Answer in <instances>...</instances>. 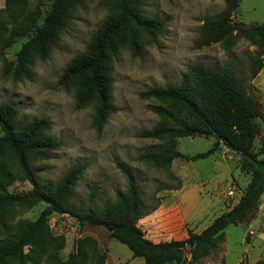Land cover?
I'll list each match as a JSON object with an SVG mask.
<instances>
[{"label":"rangeland","instance_id":"rangeland-1","mask_svg":"<svg viewBox=\"0 0 264 264\" xmlns=\"http://www.w3.org/2000/svg\"><path fill=\"white\" fill-rule=\"evenodd\" d=\"M51 1L29 0L31 4L40 3L42 13ZM141 1L145 14L163 19L164 27L155 43L144 45L141 55L132 56L127 48H121L113 57L112 99L117 109L100 130L91 124L92 104L76 109L73 90L59 86L57 80L68 62L84 50L108 13V0H78L63 33L45 58L34 60L28 78L5 75L0 57V102L9 101L19 109V124L40 116L50 119L48 137L61 144L33 157L42 186L54 184L75 163L85 165L68 200L75 209L85 208L89 203L98 208L114 201L126 187L120 165L128 167L141 194L144 216L138 224L147 237L158 241L184 237L188 230H202L238 200L251 174L242 167L241 155L221 143L206 157L190 160L176 157L169 168L140 160L145 151L164 146L161 140L139 136L159 119L153 111L157 102L141 97L140 93L152 86L180 82L190 65L199 63L209 67L228 63L247 93L259 103L261 115L256 120L261 128L253 141L257 150L264 121V65L254 77L250 76L251 57L256 50L244 37L228 48L220 42L198 45L204 18L224 8V0ZM3 5L4 0H0V8ZM231 19L246 24L264 22V0H239ZM28 36L18 37L5 48L7 60L14 59ZM176 142L181 153L190 155L208 149L214 138L179 136ZM258 156L264 158V153ZM31 187L27 180L16 179L8 189L22 192ZM45 205L41 201L30 208L16 207L11 224L19 218L34 219ZM48 223L53 235L64 238L58 252L61 260L68 258L79 237L91 236L99 251L105 253L104 264H145L142 257L133 256L125 244L110 237L101 226L80 225L66 213L51 214ZM258 261L264 262V191L248 218L225 227L219 245L194 264H256ZM25 264L51 263L46 256L39 263Z\"/></svg>","mask_w":264,"mask_h":264},{"label":"trees","instance_id":"trees-1","mask_svg":"<svg viewBox=\"0 0 264 264\" xmlns=\"http://www.w3.org/2000/svg\"><path fill=\"white\" fill-rule=\"evenodd\" d=\"M77 2L52 0L42 13L38 2L4 0L0 8L3 73L14 79L28 78L34 60L45 58L63 33ZM224 2V8L204 18L198 45L220 42L228 48L240 37L248 39L256 50L251 57L250 69V76L254 77L264 65V22H235L231 13L239 0ZM163 27V19L145 14L141 0H108V13L91 34L84 50L68 62L57 80L59 86L73 90L76 109L92 104L93 128L100 130L108 116L117 109L112 99L113 57L121 48H127L132 56L141 55L144 45L155 43ZM28 34L14 59L7 60L5 48L18 37ZM140 96L157 102L153 111L159 119L139 136L161 140L164 146L159 150L145 151L139 159L156 167L169 168L176 157L187 160L206 157L221 143L241 155L242 167L251 174L238 200L198 232L188 230L181 238L154 241L138 224L144 215L137 180L128 167L120 165L126 178L124 192L98 208L89 203L85 208L75 209L68 200L85 165L75 163L54 184L42 186L34 169L33 157L61 144L48 137L51 121L40 116L19 124V109L9 101H1L0 264L39 263L46 256L51 264L105 263V253L99 251L91 236L79 237L68 258L61 260L58 252L64 238L51 232L48 217L53 213L72 215L80 225L101 226L110 237L125 244L133 256L142 257L145 264H194L219 245L225 227L246 220L257 208L264 191V158L258 156L264 153V121L255 150L253 141L261 128L256 119L261 115V109L231 65H190L180 82L149 87ZM194 135L211 136L214 142L203 152L181 153L176 138ZM16 179L27 180L31 189L10 191L8 186ZM41 201L46 205L34 219L19 218L11 224L16 207L30 208Z\"/></svg>","mask_w":264,"mask_h":264},{"label":"water","instance_id":"water-1","mask_svg":"<svg viewBox=\"0 0 264 264\" xmlns=\"http://www.w3.org/2000/svg\"><path fill=\"white\" fill-rule=\"evenodd\" d=\"M212 135L214 136L215 135V132H213Z\"/></svg>","mask_w":264,"mask_h":264},{"label":"built area","instance_id":"built-area-1","mask_svg":"<svg viewBox=\"0 0 264 264\" xmlns=\"http://www.w3.org/2000/svg\"><path fill=\"white\" fill-rule=\"evenodd\" d=\"M231 192V191H230Z\"/></svg>","mask_w":264,"mask_h":264},{"label":"crops","instance_id":"crops-1","mask_svg":"<svg viewBox=\"0 0 264 264\" xmlns=\"http://www.w3.org/2000/svg\"><path fill=\"white\" fill-rule=\"evenodd\" d=\"M183 222V221H182Z\"/></svg>","mask_w":264,"mask_h":264}]
</instances>
